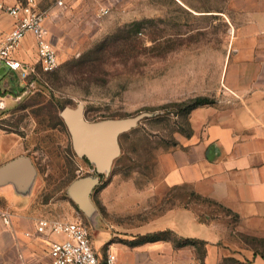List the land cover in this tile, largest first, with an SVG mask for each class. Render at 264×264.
<instances>
[{
    "label": "rangeland",
    "instance_id": "374dc122",
    "mask_svg": "<svg viewBox=\"0 0 264 264\" xmlns=\"http://www.w3.org/2000/svg\"><path fill=\"white\" fill-rule=\"evenodd\" d=\"M35 1L48 13L59 66L22 87L17 73L14 81L10 75L0 77L1 87L3 79L9 80L22 94L0 114V127L19 133L35 159L36 204L45 218L86 225L94 243L126 248L148 242L151 252L157 243L142 241L149 233L163 232L170 246L166 264L178 249L183 257L195 256L194 264H206L207 242L171 228L176 222L171 209L192 203L201 220L227 226V256L216 264H264V237L237 231L238 218L230 209L167 180L180 153L189 152L192 110L185 102L213 98L224 88L217 80L228 35L221 14L228 11L227 0ZM211 7L213 15L196 12ZM230 14L236 18L234 11ZM0 93L5 91L0 88ZM80 103L91 121L148 113L120 135L121 153L107 172L98 173L73 148L60 113ZM90 177L98 181L89 195L91 208L84 210L69 188ZM148 254L141 252L136 260L156 264L143 258ZM123 256L122 264H128L130 254Z\"/></svg>",
    "mask_w": 264,
    "mask_h": 264
},
{
    "label": "crops",
    "instance_id": "0c3cea01",
    "mask_svg": "<svg viewBox=\"0 0 264 264\" xmlns=\"http://www.w3.org/2000/svg\"><path fill=\"white\" fill-rule=\"evenodd\" d=\"M227 9L221 12L229 26L217 80L224 88L213 97L214 103L192 109L193 133L186 143L189 152L180 153V161L176 159L167 180L230 209L238 218L237 231L264 237V0H227ZM196 12L213 15L214 9ZM14 23V18L0 9V37ZM18 55L29 63L37 61L33 34L24 38ZM15 73L8 71L0 77L10 75L14 81ZM12 85L3 79L0 114L22 97L16 94V84ZM37 180V165L25 139L0 127V264H52V244L59 237L38 230V222L45 216L36 204ZM172 212L176 222L171 228L175 232L207 242L206 264H216L227 256V226L216 220H201L192 203ZM106 243L99 241L94 247L102 257L107 249L114 251L117 264L124 262V253L130 254L128 264H141L136 260L138 254L151 252L148 242L126 248ZM155 243L156 254L151 252L143 258L166 264L163 258L170 246L163 240ZM171 255L169 264H194L195 256L183 257L180 249Z\"/></svg>",
    "mask_w": 264,
    "mask_h": 264
},
{
    "label": "built area",
    "instance_id": "2783aa9c",
    "mask_svg": "<svg viewBox=\"0 0 264 264\" xmlns=\"http://www.w3.org/2000/svg\"><path fill=\"white\" fill-rule=\"evenodd\" d=\"M0 9L14 18V26L0 37V68L19 75L25 85L30 78L38 79L40 73H51L59 66L58 50L47 24L48 13L40 10L35 0L7 4L0 0ZM103 12L107 10L103 9ZM33 34L37 44V61L29 63L18 52L24 38ZM38 230L58 236L52 244V264H117V254L107 250L100 256L93 242L91 230L84 224L51 218H41Z\"/></svg>",
    "mask_w": 264,
    "mask_h": 264
},
{
    "label": "water",
    "instance_id": "95a60500",
    "mask_svg": "<svg viewBox=\"0 0 264 264\" xmlns=\"http://www.w3.org/2000/svg\"><path fill=\"white\" fill-rule=\"evenodd\" d=\"M5 73V67L0 68V75ZM68 130L72 138L75 152L96 166L98 173L110 170L114 160L121 153L119 137L122 133L136 126L148 113H140L135 116L106 118L96 121L88 120L85 116L83 104L76 107L65 106L61 110ZM96 178H81L74 181L69 194L83 208H91L89 195Z\"/></svg>",
    "mask_w": 264,
    "mask_h": 264
},
{
    "label": "trees",
    "instance_id": "16d2710c",
    "mask_svg": "<svg viewBox=\"0 0 264 264\" xmlns=\"http://www.w3.org/2000/svg\"><path fill=\"white\" fill-rule=\"evenodd\" d=\"M214 102L215 100L213 98H209L206 96H198V97L188 100L187 102H185V104L187 106L188 112H190L192 109L196 108L197 106L205 105V104H212ZM162 239H166L163 236V232L149 233L142 242L157 241V240H162ZM192 239L194 240V238ZM203 242L206 243L205 241Z\"/></svg>",
    "mask_w": 264,
    "mask_h": 264
}]
</instances>
